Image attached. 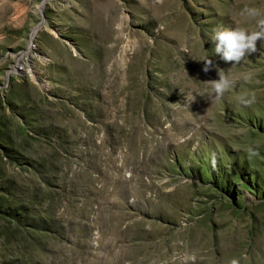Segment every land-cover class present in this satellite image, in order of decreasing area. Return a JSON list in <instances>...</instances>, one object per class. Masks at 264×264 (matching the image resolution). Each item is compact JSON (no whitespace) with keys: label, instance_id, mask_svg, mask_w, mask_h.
<instances>
[{"label":"rangeland","instance_id":"374dc122","mask_svg":"<svg viewBox=\"0 0 264 264\" xmlns=\"http://www.w3.org/2000/svg\"><path fill=\"white\" fill-rule=\"evenodd\" d=\"M43 1L0 0V58ZM245 6L47 1L41 79L0 101V264H264V42L232 66L212 40L255 29ZM204 59L236 81L222 99Z\"/></svg>","mask_w":264,"mask_h":264},{"label":"clouds","instance_id":"9594fccd","mask_svg":"<svg viewBox=\"0 0 264 264\" xmlns=\"http://www.w3.org/2000/svg\"><path fill=\"white\" fill-rule=\"evenodd\" d=\"M250 20H256L255 29L248 27L236 26L233 28H222L216 30L213 35L215 53L226 63L232 66L239 65L246 57L251 56L258 51V44L264 42V10L255 6H245L241 13ZM202 71L207 74L213 69L216 70L217 79L206 81L211 85L212 91L217 100L222 99L235 85L236 81L232 77L231 70H225L214 63L212 59H204ZM244 80L251 79V73L242 74ZM251 99L241 98V102L249 105L253 102ZM249 155H254L252 149H248ZM185 261L192 257L185 256ZM229 264H240L238 259H232Z\"/></svg>","mask_w":264,"mask_h":264},{"label":"built area","instance_id":"2783aa9c","mask_svg":"<svg viewBox=\"0 0 264 264\" xmlns=\"http://www.w3.org/2000/svg\"><path fill=\"white\" fill-rule=\"evenodd\" d=\"M44 0V7L47 4ZM41 4V5H42ZM44 7L40 8L41 18L31 28L27 45L20 49L9 50L0 58L1 60L9 61L4 75V79L0 82V101L5 98L8 88L11 86V81L17 78H29L35 81H40L41 66L49 60L47 54L39 45V36L47 26V17L44 13ZM43 80V79H42Z\"/></svg>","mask_w":264,"mask_h":264},{"label":"bare ground","instance_id":"6f19581e","mask_svg":"<svg viewBox=\"0 0 264 264\" xmlns=\"http://www.w3.org/2000/svg\"><path fill=\"white\" fill-rule=\"evenodd\" d=\"M43 7H44V3L41 5V8H43ZM45 86H48L47 82L45 83Z\"/></svg>","mask_w":264,"mask_h":264}]
</instances>
